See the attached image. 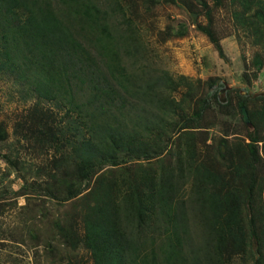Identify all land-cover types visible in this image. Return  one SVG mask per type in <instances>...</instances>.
<instances>
[{
	"label": "trees",
	"instance_id": "trees-1",
	"mask_svg": "<svg viewBox=\"0 0 264 264\" xmlns=\"http://www.w3.org/2000/svg\"><path fill=\"white\" fill-rule=\"evenodd\" d=\"M164 1L179 4L0 0V72L36 99L14 135L52 151L16 191L31 220L16 240L44 247L37 264H264V92L220 91L218 78L163 67L141 7L151 13ZM200 3L209 21L195 25L225 57L213 8L191 0ZM229 3L236 26L264 49V0ZM252 63L262 69L260 53ZM220 114L239 115L243 129L221 119L224 133H211ZM9 138L0 119V143Z\"/></svg>",
	"mask_w": 264,
	"mask_h": 264
},
{
	"label": "rangeland",
	"instance_id": "rangeland-1",
	"mask_svg": "<svg viewBox=\"0 0 264 264\" xmlns=\"http://www.w3.org/2000/svg\"><path fill=\"white\" fill-rule=\"evenodd\" d=\"M178 3L163 2L151 13L142 10V21L147 35L152 39V46L156 52V60L173 75H187L189 79L207 80L218 78L219 83H224L220 91L227 89L248 88L252 92H264V64L262 69L257 70L252 63L255 54L260 53L264 63V49L253 42V37L242 28L236 26L232 16V7L229 0H223L222 5L217 6L215 0H205L209 7L213 8L212 25L216 35L224 47L226 56L222 57L209 37L197 29L195 22L198 20L206 24L209 18L203 14L206 10L203 4L194 8ZM200 11L198 18L192 11ZM174 24L173 36L167 37V26ZM178 31V33H177ZM257 72L258 77L253 73ZM245 78H249L248 83ZM243 77V78H242ZM20 85L9 74L0 72V119L8 125L10 138L8 143H0V196L1 202H7L6 211L0 213V264H37L39 250L43 252L44 247L34 250L29 244L16 240L17 237H24L26 231L27 212L21 207L27 202V197L16 196V191L26 183L33 181L35 169L47 161L52 151L48 154L39 153L29 145L25 139L17 140L14 135L16 121L29 106L35 103L36 99L26 100L20 92ZM219 91V92H220ZM51 106H53L51 104ZM62 112V111H61ZM221 115V114H220ZM219 115V122L211 133H224L220 120L225 119L236 126V129H243L239 115ZM37 151V152H36ZM2 154L11 155L25 163V168L16 170L9 165ZM17 172L23 176L17 177ZM19 175V174H18ZM47 206L53 210V203L48 201ZM41 214H38L35 224L38 227H45L46 217L40 221ZM13 232V233H12ZM12 233V234H11Z\"/></svg>",
	"mask_w": 264,
	"mask_h": 264
},
{
	"label": "water",
	"instance_id": "water-1",
	"mask_svg": "<svg viewBox=\"0 0 264 264\" xmlns=\"http://www.w3.org/2000/svg\"><path fill=\"white\" fill-rule=\"evenodd\" d=\"M242 115L244 117V120L246 121V123L250 124L251 123V119L249 117L248 111L246 109V107H242Z\"/></svg>",
	"mask_w": 264,
	"mask_h": 264
}]
</instances>
